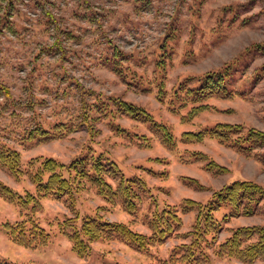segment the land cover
<instances>
[{
    "label": "rangeland",
    "instance_id": "obj_1",
    "mask_svg": "<svg viewBox=\"0 0 264 264\" xmlns=\"http://www.w3.org/2000/svg\"><path fill=\"white\" fill-rule=\"evenodd\" d=\"M162 59L165 69L158 67ZM227 66L233 95L206 99V110L184 120L193 104L183 107L184 101L176 100L178 87H195L205 74ZM119 99L169 126L175 146L167 147L148 124L118 111ZM218 123L241 124L244 133L250 128L264 132V0H0V146L19 152L25 172L15 177L0 166V181L22 195L36 194L31 173L44 159L69 164L81 156H102L115 162L125 179L140 178L148 188L133 215L89 183L73 200L40 199L34 219L50 241L37 249L14 244L4 229L32 214L30 207L21 210L0 196V261L173 264L171 256L191 242L188 234L196 222L197 210L183 209L186 199L206 203L213 192L237 180L264 187V148L245 153L210 138L182 139L186 132ZM34 128L51 137L29 139ZM142 136L148 147L141 144ZM196 152L227 172L207 171L206 161L192 157ZM107 181L115 189L119 179ZM166 206L178 209L182 225L146 251L113 238L92 243L89 256L81 258L61 233L66 221L80 229L86 217L100 214L150 235L151 216ZM242 226H264V201L254 215L223 224L205 249L207 264H242L217 255L219 244Z\"/></svg>",
    "mask_w": 264,
    "mask_h": 264
},
{
    "label": "trees",
    "instance_id": "obj_2",
    "mask_svg": "<svg viewBox=\"0 0 264 264\" xmlns=\"http://www.w3.org/2000/svg\"><path fill=\"white\" fill-rule=\"evenodd\" d=\"M119 50L115 48L114 56L118 58ZM164 57V56H162ZM161 57V58H162ZM165 60L158 62V67L165 69ZM227 66L223 70L207 73L200 80L199 85L190 87L184 83L178 87L176 100L184 101L186 107L193 104L190 111L183 116L185 120H192L200 112L207 109L203 105L206 99L213 96L231 97L233 91L228 88L229 79L233 73ZM8 98L9 90L1 87ZM162 91V87H161ZM185 97V99H184ZM117 110L130 116L136 121L148 124L153 132L159 134L169 148L175 146V139L169 126L157 121L144 108L116 100ZM85 113H87L85 111ZM55 129H62V126ZM245 127L241 124L218 123L211 128L186 132L182 135L185 142L200 143L206 138L218 140L221 144H228L242 152L251 153L253 149L264 148V132L250 128L244 133ZM49 132L42 128H34L29 132V139L46 137ZM143 140L145 142H143ZM143 145H150L146 136H142ZM195 161H206L205 169L210 172L224 174L227 168L219 165L201 152L192 155ZM0 166L6 168L13 176L21 177L25 172L21 168L19 152L11 148L0 146ZM119 179L114 189L107 178ZM36 194L27 192L22 195L0 181V196L10 203H15L21 210L30 207V213L24 214L23 219L15 223L4 224V229L10 240L26 249H37L46 246L50 241V234L34 219V212L40 208V199L55 196L57 199L74 198V194L85 188L87 183L96 187L99 194L110 204L120 202L123 209L133 215L138 210L141 193L148 190L146 183L140 178L125 179L118 165L103 157L88 158L85 156L72 160L69 164L60 163L54 158L42 161L38 170L31 173ZM190 185H199L197 180L188 179ZM264 201V187L249 180H237L213 192L206 203L186 199L183 209L197 210L196 222L189 232L191 242L177 247L171 256L173 264H207L208 255L205 249L212 244L217 234L223 229V224L235 217L254 215ZM224 210L225 212H222ZM221 214V220L217 217ZM150 235L132 230L128 225L120 222H110L102 215L86 217L81 228L77 229L68 221L63 224L61 233L72 243L73 251L81 258L88 257L91 244L99 240L120 238L137 251H146L150 246L163 243L172 236L182 225V218L178 209L166 206L161 212H155L149 220ZM72 228L71 231H68ZM211 239V240H209ZM211 242V243H210ZM219 257H228L240 261L242 264H264V226H242L233 231L217 248ZM0 264H13L0 261Z\"/></svg>",
    "mask_w": 264,
    "mask_h": 264
}]
</instances>
